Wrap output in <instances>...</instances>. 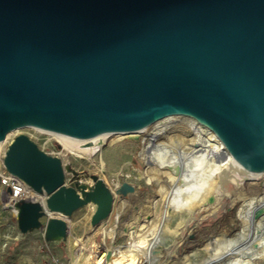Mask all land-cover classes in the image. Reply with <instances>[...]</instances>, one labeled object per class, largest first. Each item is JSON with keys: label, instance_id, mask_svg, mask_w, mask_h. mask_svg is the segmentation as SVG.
Masks as SVG:
<instances>
[{"label": "water", "instance_id": "obj_1", "mask_svg": "<svg viewBox=\"0 0 264 264\" xmlns=\"http://www.w3.org/2000/svg\"><path fill=\"white\" fill-rule=\"evenodd\" d=\"M163 110L191 114L264 171V0H0V142L25 127L92 141L135 132ZM0 157L44 197L14 207L22 233L52 213L47 241L67 236L57 215L91 204L96 226L135 191L126 181L113 189L25 132Z\"/></svg>", "mask_w": 264, "mask_h": 264}, {"label": "rangeland", "instance_id": "obj_2", "mask_svg": "<svg viewBox=\"0 0 264 264\" xmlns=\"http://www.w3.org/2000/svg\"><path fill=\"white\" fill-rule=\"evenodd\" d=\"M154 115L144 121L147 132L138 136L110 134L95 153L80 155L64 149L48 133L32 127L18 130L28 133L42 148L70 159L76 169L97 172L113 189L126 181L135 186V191L118 195L109 220L96 226L90 224L94 211L91 204L71 218L57 215L67 221V236L61 241L45 239V226L52 213L41 218V227L22 233L16 213L3 210L0 202V264H111L132 243L144 245L151 238L147 244L151 257L134 256L119 264H206L213 260L209 242L217 239L227 242L230 252L213 264H264V214L258 218L263 223L256 230L252 222L241 216L249 202L257 206L254 214L264 208V173L259 179H247L240 185L217 178L204 199L194 202L190 198L187 207H177L183 183L175 186L166 200L155 184L153 169L147 165L153 141L147 143L145 137L158 126L153 124ZM171 119L189 122L179 113ZM145 144L147 153L143 151ZM166 208L167 217L162 216ZM107 250L113 252V257L109 261L100 259Z\"/></svg>", "mask_w": 264, "mask_h": 264}, {"label": "bare ground", "instance_id": "obj_3", "mask_svg": "<svg viewBox=\"0 0 264 264\" xmlns=\"http://www.w3.org/2000/svg\"><path fill=\"white\" fill-rule=\"evenodd\" d=\"M164 111L154 115L153 124L158 123V126L145 137L147 143L153 141L148 153L149 161L147 165L153 169L155 184L159 185L162 193L166 195V200L169 199L171 191L174 192L175 186L183 183V189L178 192L177 207H187L190 198L194 202L204 199L210 189L212 190L217 178L222 179L224 177L236 185H240L247 179H259L264 173L263 170L249 168L236 160L228 152L216 132L199 123L191 114L185 111L162 113ZM178 113L185 116L189 122L184 123L171 119L172 116L178 115ZM32 128L52 135L64 149L67 148L71 153L77 155L88 152L95 153L103 144L105 137L110 135L107 133L101 134L90 141L75 139L65 134L50 132L36 127ZM148 129L143 122L141 127L135 132L117 134L138 136L140 133L147 132ZM5 140L0 142V149ZM146 144L143 148L144 152L146 151ZM183 190H185L184 193ZM29 198L41 200V196L36 195L34 192H30ZM256 207L252 202H249L241 211V216L249 223L252 222L254 230L263 223L262 220L255 219L253 210ZM167 208L162 216L167 217ZM152 237L154 239L155 233ZM151 240L152 238L146 243L150 244ZM147 244L144 243L142 245L136 242L133 245L132 243L128 251L126 250L120 256H116L111 264H119L134 256L151 257L150 247ZM209 245L213 260H218L230 252L229 244L222 239L211 241ZM107 252L104 251L100 259L105 257L106 260Z\"/></svg>", "mask_w": 264, "mask_h": 264}, {"label": "built area", "instance_id": "obj_4", "mask_svg": "<svg viewBox=\"0 0 264 264\" xmlns=\"http://www.w3.org/2000/svg\"><path fill=\"white\" fill-rule=\"evenodd\" d=\"M10 139V137H7V140L4 142V144L8 143ZM8 188H10V191H8ZM30 192L31 191L20 179L11 175L5 170L0 157V202L2 204L1 208L3 210H9L13 213H16L17 211L14 207L15 203L20 199L29 198ZM41 198L43 199L44 197L41 196Z\"/></svg>", "mask_w": 264, "mask_h": 264}]
</instances>
